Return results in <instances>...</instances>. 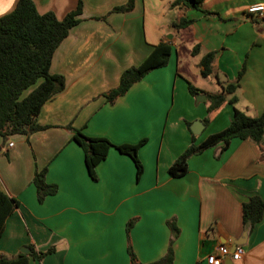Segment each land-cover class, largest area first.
I'll return each mask as SVG.
<instances>
[{
  "label": "crops",
  "instance_id": "1",
  "mask_svg": "<svg viewBox=\"0 0 264 264\" xmlns=\"http://www.w3.org/2000/svg\"><path fill=\"white\" fill-rule=\"evenodd\" d=\"M33 1L39 13L51 11L58 19L77 2ZM127 1L82 0L80 22L51 60L50 72L62 75L65 87L36 117L38 125L47 127L7 140L0 137V190L19 202L5 221L0 255H14L31 245L35 251H54L41 260L30 258L29 264H129L126 224L134 219L129 230L132 249L140 262L151 263L165 255L167 222L173 220L179 234L172 243V264H208L206 257L218 245L232 251L235 242L243 250L241 258L232 261L225 255L222 264H264V213L252 228L243 224L241 215L242 203L251 196L264 202V140L233 138L223 151L217 145L192 155L184 176L168 174L191 143L187 123L203 122L207 95L235 81L242 68L233 93L236 102L210 113L194 143L223 130L234 108L250 117L263 113L264 17L249 14L247 8L264 0H203L201 9L211 14L172 7L174 0H133L131 11H113ZM16 2L0 0V16ZM179 17L194 21L174 30L171 23ZM160 42L170 46L167 64L107 103L102 94ZM195 45L199 51L193 56ZM210 51H215L216 76L205 78L198 62ZM188 84L206 99L196 101ZM68 125L113 144L145 138L138 150L140 178L136 180L131 158L111 148L92 180ZM43 167L46 182L58 190L39 203L32 176Z\"/></svg>",
  "mask_w": 264,
  "mask_h": 264
},
{
  "label": "trees",
  "instance_id": "2",
  "mask_svg": "<svg viewBox=\"0 0 264 264\" xmlns=\"http://www.w3.org/2000/svg\"><path fill=\"white\" fill-rule=\"evenodd\" d=\"M203 0H174L172 7L181 6L184 9H196L204 14H211L201 9ZM82 0H77L73 10L58 19L51 11L39 13L33 0H17L15 7L8 13L0 16V137L3 140L11 135H29L42 130L47 126L36 123V117L45 102L61 92L65 87L62 75L52 74L50 65L53 54L69 30L80 22ZM133 9V0L117 6L114 12L126 13ZM193 19L179 17L171 23L174 30L187 28ZM199 46L195 45L191 54L196 55ZM170 46L160 42L155 45L151 53L139 65L125 69L116 87L104 92L102 96L109 104L124 95L129 88L141 80L150 71L164 67L169 59ZM215 51L206 52L200 58L198 67L202 77H215L212 67ZM243 73L239 71L235 81L228 83L218 93L207 95V113L204 124L210 120L209 114L216 111L223 104L234 105L236 97L233 95L238 87V80ZM188 91L195 95L197 90L188 84ZM231 95V97H227ZM190 127V123H187ZM72 140L82 149L84 163L92 180H96L95 168L103 161L108 151L115 148L119 153L127 155L135 166L136 180L143 172V165L138 157V150L146 139L137 143L113 144L105 137H91L85 135L81 129L68 125ZM239 138L259 143L264 140V110L258 117H250L236 108L232 119L221 131L210 134L199 144H195V135L191 133V143L168 167V174L179 178L187 172V161L192 155L199 154L208 148L219 145L220 151L225 150L231 139ZM47 167L35 169L32 183L35 187L36 198L42 203L47 196L56 194L58 187L54 183H47L45 174ZM19 206V202L0 190V237L5 227L7 217ZM264 202L259 196H251L241 205L242 222L247 228H252L263 217ZM134 223L131 219L126 224L127 254L129 264H172V243L179 234V228L173 220L167 222L170 238L166 253L163 257L151 263H142L136 257L129 239V230ZM30 252H17L14 255H0V264H29V259L41 260L52 253V247L45 251H35L33 246H27Z\"/></svg>",
  "mask_w": 264,
  "mask_h": 264
},
{
  "label": "built area",
  "instance_id": "3",
  "mask_svg": "<svg viewBox=\"0 0 264 264\" xmlns=\"http://www.w3.org/2000/svg\"><path fill=\"white\" fill-rule=\"evenodd\" d=\"M249 14L264 17V4L256 3L252 4L247 8ZM12 146V143L8 144ZM243 254V250L240 245H237L232 251L229 250L228 246L218 245L216 250L206 257L208 264H222V257L229 255L232 261L239 260Z\"/></svg>",
  "mask_w": 264,
  "mask_h": 264
},
{
  "label": "water",
  "instance_id": "4",
  "mask_svg": "<svg viewBox=\"0 0 264 264\" xmlns=\"http://www.w3.org/2000/svg\"><path fill=\"white\" fill-rule=\"evenodd\" d=\"M199 98H202V100H205L206 99V96L202 93H197L196 94V101H199ZM204 127V123L201 121V120H195L192 122L191 126H190V130L193 134L197 135L200 133L201 129ZM238 245V243H234L233 245V249ZM19 252L21 253H29L30 252V249L26 246L24 247H21L19 249ZM231 262V261H230ZM232 264V262H231Z\"/></svg>",
  "mask_w": 264,
  "mask_h": 264
},
{
  "label": "rangeland",
  "instance_id": "5",
  "mask_svg": "<svg viewBox=\"0 0 264 264\" xmlns=\"http://www.w3.org/2000/svg\"><path fill=\"white\" fill-rule=\"evenodd\" d=\"M163 1H165V0H163ZM169 13H171V12H169ZM146 22H148V20H146ZM148 24V23H147ZM168 36H171V32H170V30L168 31ZM180 55H183V52H180ZM192 55V54H191ZM194 56V55H193Z\"/></svg>",
  "mask_w": 264,
  "mask_h": 264
}]
</instances>
